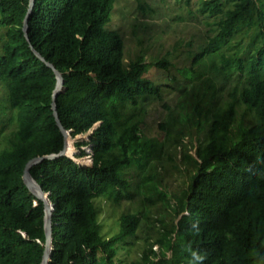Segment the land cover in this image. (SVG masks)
Wrapping results in <instances>:
<instances>
[{
	"label": "trees",
	"instance_id": "1",
	"mask_svg": "<svg viewBox=\"0 0 264 264\" xmlns=\"http://www.w3.org/2000/svg\"><path fill=\"white\" fill-rule=\"evenodd\" d=\"M27 5L28 0H0V83L7 122L13 125L0 141V264H40L43 215L25 193L21 176L27 160L63 147L50 109L54 74L33 55L21 30ZM113 6L114 0H35L28 19L31 46L66 81L56 99L64 129L74 138L97 124L90 135L92 167L61 157L30 169L53 205L48 264H264V0L201 3V13L217 21L213 35L191 54L192 63L209 59L208 81L231 87L226 99L214 94L192 99L194 115L178 110L167 116L158 124L166 132L161 142L140 130L148 102L163 96L161 84L144 75L151 67L167 72L171 63H146L139 56L125 65L121 36L105 29ZM189 73L183 69L187 81ZM180 93L196 98L198 92L183 85ZM162 107L170 109L167 103ZM178 108L184 110L181 104ZM189 122L202 133L196 159L183 155L194 173L178 201L176 224L162 227L156 238L171 256L161 253L151 260L149 254H156L149 249L124 263L116 258L117 246L133 236L139 213L120 215L118 231L106 236L94 199L121 202L128 190L124 193L133 192L132 200L144 188V201H161L165 194L144 170L164 145H182L186 132L172 133L171 127ZM130 167L138 172L133 190ZM33 200L44 208L41 199Z\"/></svg>",
	"mask_w": 264,
	"mask_h": 264
},
{
	"label": "rangeland",
	"instance_id": "2",
	"mask_svg": "<svg viewBox=\"0 0 264 264\" xmlns=\"http://www.w3.org/2000/svg\"><path fill=\"white\" fill-rule=\"evenodd\" d=\"M203 1L205 0H114L110 21L105 25L106 30L117 31L121 36L125 65L139 56H142L146 63L157 59H166L171 63L167 72L151 67L144 75L147 79L161 84L163 89L161 101L148 102L146 110L143 111L144 122L140 126L141 133L158 142L164 141L166 135V132L159 129L158 124L163 123L167 116L169 118L175 116L178 110L194 115L191 109L194 101L192 99H211L213 94L214 99H226V90L231 87L228 84L226 89L221 88L220 80L208 81L212 75L209 70V59L196 64L191 60V54L198 52L213 35L214 23L217 21L216 18H207L201 13L200 7ZM2 34L3 30L0 29V50L3 43ZM184 68L190 70L186 75L191 78L189 81L183 75ZM183 85H186L187 89L194 85L198 92L197 97L180 93ZM208 85H212L214 89L209 88ZM3 94L4 86L0 83V141L13 126L7 122L9 113L4 107ZM163 103L170 105L168 111L162 107ZM180 104L183 105L184 110L178 108ZM186 114H181L179 118L186 116L191 119ZM240 118L238 115L237 120ZM96 126L97 124L87 133L77 135L70 140L71 158L80 167L93 165V144L90 143V135ZM171 129H173L172 133L177 129L186 132L182 138V145L176 148L171 144L164 145L157 154V156L160 154V157H153L144 170L146 174L149 172L154 175L155 181L152 184L165 194L161 201L154 205L144 201L143 197L148 194L144 188L139 189L137 196L132 200L133 192L124 193L129 192L128 190L122 191L126 200L121 202L110 201L105 197L94 199L103 228L102 233L106 236L118 231L117 221L120 215L139 213L140 221L133 236L125 240L126 245L121 243L117 246L116 258L124 263L139 259L149 249L156 254H149L151 260L160 259L161 253L165 258L171 256L170 251L162 249L156 242L157 233L162 232V227H171L178 220L175 215L178 201L187 191L194 173L193 163L183 158V155L187 153L196 159L198 140L202 138V133H197V127L190 122L187 127L178 123ZM83 142V145L76 146V143ZM137 173L133 167L128 170L127 177L131 189L139 182Z\"/></svg>",
	"mask_w": 264,
	"mask_h": 264
},
{
	"label": "water",
	"instance_id": "3",
	"mask_svg": "<svg viewBox=\"0 0 264 264\" xmlns=\"http://www.w3.org/2000/svg\"><path fill=\"white\" fill-rule=\"evenodd\" d=\"M35 0H28L27 10L26 14L22 21V33L25 38V41L27 42L31 52L33 55L41 61L45 66L50 68L54 74L55 77V86L51 94V102H50V109L52 111V116L54 118L55 124L58 127L62 137H63V147L61 151H59L56 154H49V155H43V156H37L34 158H31L27 160V162L24 165L23 173L21 176L22 185L25 193L27 196L32 200L33 206L36 207L43 215V229H44V240L42 243L43 246V253L41 257L40 264H48L51 251L53 247V241H52V212H53V205L49 199V193L44 192L40 185L33 179V177L30 174V169L33 168L35 165L40 164L44 160H57L61 157H67L71 159L68 156L69 152V146H70V140L72 139L70 136V131L64 129L61 121L59 120L57 109H56V99L58 96L62 94V92L65 89L66 81L64 79L63 74L58 71V69L55 67L54 64L47 62L41 55L38 53L30 44L27 36V28H28V19L32 12L33 6H34ZM75 162V161H74ZM33 196L41 199V201L44 203V208L41 209L37 205H35V202L33 200Z\"/></svg>",
	"mask_w": 264,
	"mask_h": 264
},
{
	"label": "bare ground",
	"instance_id": "4",
	"mask_svg": "<svg viewBox=\"0 0 264 264\" xmlns=\"http://www.w3.org/2000/svg\"><path fill=\"white\" fill-rule=\"evenodd\" d=\"M68 156L71 158V148H70V146H69Z\"/></svg>",
	"mask_w": 264,
	"mask_h": 264
}]
</instances>
